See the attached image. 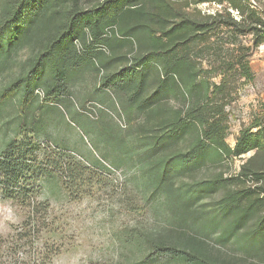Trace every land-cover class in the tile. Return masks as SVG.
I'll return each mask as SVG.
<instances>
[{
  "label": "trees",
  "instance_id": "obj_1",
  "mask_svg": "<svg viewBox=\"0 0 264 264\" xmlns=\"http://www.w3.org/2000/svg\"><path fill=\"white\" fill-rule=\"evenodd\" d=\"M80 1L15 0L4 7L0 59L10 58L32 37L45 34L47 41L24 81L1 97L9 100L22 93L26 102L44 87L46 97H53L48 100L56 103L77 62L91 63L76 53L74 41L85 43L91 37L104 43L105 32L117 28L125 37L118 44H127L134 54L128 61L114 53L112 61L100 63L104 86L126 95L129 105L146 117L137 132L141 164L146 184L162 198L167 213L160 231L135 233L130 242L146 246L145 264H237L235 257L263 262L264 104L230 148L225 99L235 77L253 79L248 58L252 48L264 45V0L257 5L250 0H198L221 8L203 16L173 15L183 0H98L87 10L80 9ZM245 37H250L249 45ZM206 50L215 54L209 71L197 55ZM36 150L25 138L11 141L0 153L1 195L31 215H46L47 203L36 198L43 176H60L69 190L89 182L81 163L70 158L65 164L39 161ZM251 152L237 177L202 172ZM255 163L260 166L251 168ZM249 175L262 182L257 191L236 187L239 177ZM226 248L236 254L226 255Z\"/></svg>",
  "mask_w": 264,
  "mask_h": 264
},
{
  "label": "rangeland",
  "instance_id": "obj_2",
  "mask_svg": "<svg viewBox=\"0 0 264 264\" xmlns=\"http://www.w3.org/2000/svg\"><path fill=\"white\" fill-rule=\"evenodd\" d=\"M13 1L0 0V18L4 7ZM197 1L179 2L173 15L200 12L203 16L221 9L216 4ZM250 1L257 5V0ZM97 2L81 0L79 6L87 10ZM229 11L238 18L236 12ZM56 16L53 17L57 21L63 20ZM102 40L105 41L100 44L91 37L85 43L74 41L76 53L91 63L77 62L56 103L48 100L53 97H46L44 87L37 88L26 102L22 93L9 100L1 97L18 81H24L34 56L47 41L45 34L32 37L7 60L0 59V153L11 141L28 138L37 145L39 161L54 159L65 164L68 158L73 159L87 169L89 182L82 189L69 190L60 176H43L36 198L47 203L46 215H31L28 209L4 199L0 188V264H145L146 246L131 243L133 235L143 231L156 233L167 222L162 198L154 196L146 184L141 164L143 152L137 132L146 117L129 105L126 95L105 87L103 82L106 72L100 63L112 61L114 53L125 55L130 61L134 53L127 44H118L125 37L115 27L107 30ZM242 40L250 44V37ZM197 55L203 69L209 71L215 59L213 51ZM248 60L253 79L243 82L235 77L225 99L226 143L230 148L264 104V45L252 48ZM212 81L218 82V78ZM177 105L171 101V106ZM252 155L251 152L227 159L202 172L221 173L225 179L237 177ZM259 166L255 163L251 168ZM257 181L250 175L239 177L236 187L257 191L262 184ZM223 250L226 255L236 254L231 248ZM235 259L237 264H264L256 258L247 262Z\"/></svg>",
  "mask_w": 264,
  "mask_h": 264
}]
</instances>
